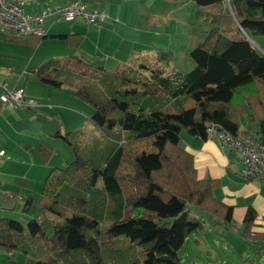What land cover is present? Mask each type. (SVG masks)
<instances>
[{
    "label": "trees",
    "instance_id": "16d2710c",
    "mask_svg": "<svg viewBox=\"0 0 264 264\" xmlns=\"http://www.w3.org/2000/svg\"><path fill=\"white\" fill-rule=\"evenodd\" d=\"M194 18L209 23L203 40L189 51L193 66H171L172 52L149 54L108 70L85 58L50 57L28 68L53 86L66 85L93 106L82 128L56 133L72 148L65 166L46 173L37 198L39 213L27 220L0 216V249L17 250L26 264H180V250L206 210L230 223L231 207L213 194L217 179L198 178L180 131L206 137L215 124L232 135L243 117L264 146V0H192ZM0 38L36 45L45 37ZM77 47L78 33L59 34ZM3 104L0 101V107ZM43 163L51 153L38 145ZM247 209L243 234L251 232Z\"/></svg>",
    "mask_w": 264,
    "mask_h": 264
},
{
    "label": "rangeland",
    "instance_id": "374dc122",
    "mask_svg": "<svg viewBox=\"0 0 264 264\" xmlns=\"http://www.w3.org/2000/svg\"><path fill=\"white\" fill-rule=\"evenodd\" d=\"M172 5V11L168 13L169 18L165 22L164 18L159 22L153 40L155 46L172 52L171 66L185 72L193 66L189 51L203 40L204 30L209 28L210 24L194 18L195 4L192 0H179ZM53 17L55 18V15L47 18V22L52 21ZM55 20V23L59 24L70 23L64 19ZM0 43H2L0 44V92L2 85L6 89L22 86L26 97L39 103L37 107L23 105L12 108L7 104L1 106L3 111H10L11 114H17L19 117L14 118V123L4 120L0 131V150L2 151L0 154V216H9L25 224L29 218L38 215L40 211L35 200L24 210L26 197L30 195L37 198L48 170L53 166H65L73 158L71 146L55 134L79 128L85 132L93 130L87 120L93 111V106L76 97L67 86H53L31 76L25 80V77L30 75L28 68L40 64L47 57L67 58L63 49L56 47L57 44H54L52 51H42V47L37 50L36 47L27 43ZM53 43L61 42L53 40ZM83 46L89 50L92 48L88 39ZM51 52L54 55H51ZM0 115V119L8 116L4 112ZM243 119L247 121L246 116ZM254 124L255 122H252L250 125L253 128L252 135H256ZM24 143L28 148L24 147ZM41 143L51 151L47 163L41 160L38 149ZM27 173L31 180L24 178ZM189 213L198 215V210L191 208ZM203 218L206 224L203 223L202 231L189 233L196 237L200 235L202 241L197 245L195 240H187L180 254L185 251L190 252L192 248L201 260L203 255L196 248L210 245L218 248L219 252V246H226L227 241L236 245L241 251H249L248 247L252 246L253 241L245 237L241 231H236L230 224H217L209 217ZM214 225L216 231L211 229ZM226 252L236 257L229 250ZM219 254L222 257L221 251ZM26 258L24 253L17 250L6 252L0 249V264H26ZM256 258L257 264L263 260V257ZM187 259L188 261L181 258L180 264H198V259L194 261L191 255Z\"/></svg>",
    "mask_w": 264,
    "mask_h": 264
},
{
    "label": "crops",
    "instance_id": "0c3cea01",
    "mask_svg": "<svg viewBox=\"0 0 264 264\" xmlns=\"http://www.w3.org/2000/svg\"><path fill=\"white\" fill-rule=\"evenodd\" d=\"M68 1L71 0H24L21 6L26 12H35L45 7H54ZM81 1L89 8L103 11L105 18L98 25L89 24L80 17L69 21L70 23L59 24L55 23L56 18L54 17L52 21L47 22V18L53 16L50 15L44 19L48 34L37 42V46L27 44L36 47L37 50L42 47V51H50L54 48V44H57L56 47L63 49V53L65 52V55H67L66 57L71 55L82 57L96 65L111 70L117 63L141 57L151 53L155 47H160L155 46L153 40L157 33L158 24L163 18L164 22L169 18L168 13L172 11V4L179 0ZM73 33H78L81 36L77 47L67 46L64 39L58 37L59 34ZM86 39L92 45L91 50L83 46ZM53 40H60L63 45L61 43H53ZM0 42L5 44L13 42L26 43L21 40L4 38H0ZM152 47L154 48L152 49ZM51 55L54 54L51 52ZM50 57L53 56H49L46 59ZM27 79L29 78L25 77V80ZM70 90L72 91L71 88ZM38 104L37 102L36 106L30 107H37ZM3 112L8 114V116L0 119V131L4 120L14 123V118L19 117L17 114H11L10 111H3V108L0 107V113ZM241 129H249L251 134L253 131V128L244 119L242 120ZM86 132L91 133L90 130H86ZM180 145L192 154L198 178L210 177L218 180V183L213 188V194L222 203L231 207V222L227 224L232 225L236 231H241L243 234L244 217L247 209L251 208L254 211V218L250 227L251 232L264 233V183L257 179H248L241 171L244 166L243 163L234 152L222 149L217 139L211 134L201 137L200 135L190 134L183 129L180 131ZM24 147L28 148L25 143ZM24 178L31 180L29 173ZM197 216L203 220L204 224H206V220L203 217H209L217 224L226 223L220 217L218 218L217 215L206 210H198ZM211 229L216 231L215 225ZM189 239L195 240L197 245L202 241L200 235L196 237L188 234L185 242ZM250 240L253 242H251L252 246L248 247V252L245 250L241 251L236 245L227 241L226 246H219L222 257L219 254L220 251H217L218 248L210 245L196 248L203 255L201 260L195 254V249L192 248L190 252L185 251L180 256L188 261L187 257L191 255L194 261L198 259V264H257L256 257H263V260L259 263L264 264V236ZM226 250H229L236 257L227 254ZM194 261L193 263H195Z\"/></svg>",
    "mask_w": 264,
    "mask_h": 264
},
{
    "label": "built area",
    "instance_id": "2783aa9c",
    "mask_svg": "<svg viewBox=\"0 0 264 264\" xmlns=\"http://www.w3.org/2000/svg\"><path fill=\"white\" fill-rule=\"evenodd\" d=\"M23 2L24 0H0V32L14 36L47 35L44 19L50 15L67 21L80 17L85 22L95 25L105 18L103 11L87 7L81 0H71L35 12L24 11L21 6ZM0 101L12 108L37 105L34 99L25 97L22 87L6 89L4 85L0 92ZM207 130L217 139L222 149L234 152L243 163L241 171L248 179H257L264 183V146L257 136L242 132L232 135L215 124L209 125Z\"/></svg>",
    "mask_w": 264,
    "mask_h": 264
}]
</instances>
